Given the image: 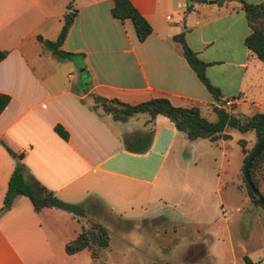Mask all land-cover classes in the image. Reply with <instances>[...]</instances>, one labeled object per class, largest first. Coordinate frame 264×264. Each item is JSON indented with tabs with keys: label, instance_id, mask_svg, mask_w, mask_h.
I'll return each mask as SVG.
<instances>
[{
	"label": "crops",
	"instance_id": "1",
	"mask_svg": "<svg viewBox=\"0 0 264 264\" xmlns=\"http://www.w3.org/2000/svg\"><path fill=\"white\" fill-rule=\"evenodd\" d=\"M68 2L0 0V52L6 53L0 61V94L9 97L0 113V264H77L83 251L89 257L87 250L70 256L63 251L80 231L74 216L54 208L34 213L22 196L2 213L16 155L23 156L32 179L72 205L92 196L112 208L143 199L148 206L176 209L184 198L203 199L220 188L213 168L196 166L192 156L181 160L187 146L204 139L187 141L167 118L156 115L147 151L129 153L121 138L146 129L147 117L114 121L92 108V96L129 105L165 98L175 107H197L200 114L211 106L238 115H243L238 108L250 112L243 116L264 113L263 64L243 45L249 30L237 2L128 0L151 29L138 42L129 20L111 18L112 0H72L76 14L59 49L75 56L60 61L37 37L56 39ZM179 34L205 64L204 76L219 91L220 103L182 57L173 40ZM77 69L83 77L75 81ZM226 101L230 106H220ZM54 126L66 132L65 141ZM207 142L220 150L225 141ZM243 257L264 264L259 254Z\"/></svg>",
	"mask_w": 264,
	"mask_h": 264
},
{
	"label": "rangeland",
	"instance_id": "2",
	"mask_svg": "<svg viewBox=\"0 0 264 264\" xmlns=\"http://www.w3.org/2000/svg\"><path fill=\"white\" fill-rule=\"evenodd\" d=\"M80 71H74L75 81L83 77ZM235 112L250 114L239 108ZM201 115L209 122L215 119L210 108L201 111ZM144 118L138 116L139 121ZM226 131L230 140L221 143L223 157L217 147L197 140L187 146V155L181 159L187 161L192 156L196 166L219 173L220 188L214 194H206L203 199L184 198L182 207L176 209L148 206L143 199L129 208H112L108 201L93 204L92 196L79 201L84 215L74 217L80 227L97 223L106 231L108 244L99 249L95 264H243V256L259 254L264 258V212L246 194L240 177L243 155L237 144L245 141L248 151L254 135ZM258 186L264 194V176L258 177ZM204 215L205 221H197ZM211 217L212 222H206ZM197 242L201 246L194 244ZM89 257L86 251L81 252L77 264H86Z\"/></svg>",
	"mask_w": 264,
	"mask_h": 264
},
{
	"label": "trees",
	"instance_id": "3",
	"mask_svg": "<svg viewBox=\"0 0 264 264\" xmlns=\"http://www.w3.org/2000/svg\"><path fill=\"white\" fill-rule=\"evenodd\" d=\"M229 1L237 2L240 5L239 8L243 13L249 30V33L243 40V45L263 64L264 69V1L253 5L246 4L242 0ZM71 3L72 0H69L66 4V13L62 17V26L56 39L54 41H45L37 37V40L41 42L44 49L60 61H70L75 56L73 53L63 52L59 49L76 14ZM110 16L118 21L129 20L138 42H142L151 31L148 23L131 6L128 0H112ZM173 40L180 45L182 57L210 94L212 100L215 103H220L219 91L212 87L204 76L205 64L200 62L195 54L186 47L182 34L173 37ZM5 55V52H0V61ZM91 98L92 108L99 109L102 113L110 115L114 121L125 122L138 115H145L147 117L144 123V126H147L146 129H141L130 135L126 134L121 138L124 150L133 154H143L147 151L153 133L152 123L156 115L167 118L173 124L176 131L182 133L187 141L204 139L214 143L230 140V136L226 130H235L242 134L252 132L254 135V143L248 151L244 147L245 141L239 140L237 142L240 152L243 155L240 168L241 172L253 147L264 136V113L260 112H255L250 116H243L231 112V109L229 111L221 107L211 106L215 120L209 122L201 116L197 107H175L165 98H153L134 105L125 104L116 99L107 100L96 96H92ZM8 102L9 97L0 94V113ZM53 131L60 139L64 141L67 139L66 132L59 126H54ZM14 158L15 163L8 178L3 197V207L9 208L16 197L22 196L28 199L34 213L40 212L43 208H54L72 216L83 217L82 205L68 204L53 197L51 193L47 192L28 174L27 169L21 162L23 156L19 154L14 156ZM263 176L264 145L248 169L249 180L264 201V194L260 192L258 186V177ZM240 177L246 189L242 174H240ZM246 194L250 202L261 208L264 212V209L254 199L249 197L247 190ZM91 198L90 200L93 204L94 202L98 203L94 197ZM91 202L87 203L90 204ZM88 204L86 205L88 206ZM107 244L105 229L99 224L94 223L89 227L81 226L77 235L64 244L63 251L67 256H70L82 250H87L90 259L95 264L99 256V249L106 248ZM242 261L243 264H253L246 257H242Z\"/></svg>",
	"mask_w": 264,
	"mask_h": 264
},
{
	"label": "water",
	"instance_id": "4",
	"mask_svg": "<svg viewBox=\"0 0 264 264\" xmlns=\"http://www.w3.org/2000/svg\"><path fill=\"white\" fill-rule=\"evenodd\" d=\"M264 145V136L258 141V143L253 147L252 151L250 152L245 164L242 168V178L244 181V184L246 186L247 193L250 198L254 199L258 205H260L264 209V201L261 198V196L258 194V192L254 189L252 186L249 177H248V169L250 164L253 162L259 151L261 150L262 146ZM11 154V152H9ZM8 207H3L2 213L8 211Z\"/></svg>",
	"mask_w": 264,
	"mask_h": 264
},
{
	"label": "built area",
	"instance_id": "5",
	"mask_svg": "<svg viewBox=\"0 0 264 264\" xmlns=\"http://www.w3.org/2000/svg\"><path fill=\"white\" fill-rule=\"evenodd\" d=\"M224 106H225V107L230 106V102H229V101H226V102L224 103Z\"/></svg>",
	"mask_w": 264,
	"mask_h": 264
}]
</instances>
